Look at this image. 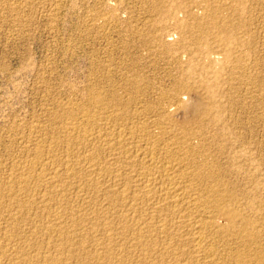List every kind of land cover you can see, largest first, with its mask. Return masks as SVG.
<instances>
[{
    "label": "rangeland",
    "instance_id": "rangeland-1",
    "mask_svg": "<svg viewBox=\"0 0 264 264\" xmlns=\"http://www.w3.org/2000/svg\"><path fill=\"white\" fill-rule=\"evenodd\" d=\"M178 102L183 106L178 107ZM147 151L155 156L150 158ZM142 153L155 158L158 172L154 167L151 173V168L146 167L150 160L146 156L142 164ZM168 167L166 176L160 170ZM142 172L158 177H153L154 182L158 180L154 186L160 184L155 186L154 198L137 194L143 186ZM54 185H61L58 189L63 192L60 194ZM161 186L182 197L187 208L160 202ZM195 198L207 202L194 206ZM210 203H214L213 207ZM223 209L229 211L231 219L226 220ZM51 210L58 212L56 219ZM127 215L130 219H125ZM65 218L75 225H69ZM59 219L65 223L59 224ZM105 220L107 224L110 221L108 226ZM129 221H135V226H130ZM159 223L170 228L156 229ZM66 226L72 230L75 227L74 232ZM150 229H156V233ZM103 231L122 240L114 242L117 245L111 242L113 248L105 242ZM141 231L153 234V242L148 239L151 243L146 241L141 247L134 244ZM75 237L77 242L83 240L78 243L80 247ZM199 238L201 246L195 249L189 241ZM0 239V264H57L54 259L59 260L58 264H83L85 259L86 264H156L157 259L158 264H238L236 254L245 252L246 264H264V0H0ZM58 241L60 246L56 245ZM120 243L125 246L120 248ZM144 245L170 250L168 256L154 259L143 252ZM124 247L130 248L125 251ZM53 248L57 254L60 251L58 255L63 251L66 257L61 255V259ZM91 250L101 255L96 258ZM107 252L117 256L106 258Z\"/></svg>",
    "mask_w": 264,
    "mask_h": 264
},
{
    "label": "bare ground",
    "instance_id": "bare-ground-1",
    "mask_svg": "<svg viewBox=\"0 0 264 264\" xmlns=\"http://www.w3.org/2000/svg\"><path fill=\"white\" fill-rule=\"evenodd\" d=\"M197 6H198V5H197ZM235 14H236V13H235ZM216 17H217V16H216ZM214 19H215V18H214ZM215 20H216V19H215ZM212 22H213V21H212ZM202 24H203V23H202ZM208 24H209V23H208ZM220 24H221V23H220ZM211 26H212V25H211ZM216 26H217V25H216ZM221 26H223V25H221ZM221 26H220V27H221ZM207 27H208V25H207ZM213 27H214V25H213ZM217 29H218V28H217ZM221 29H222V28H221ZM214 30H215V29H214ZM206 31H207V30H206ZM209 31H210V30H209ZM215 31H217V30H215ZM223 31H224V30H223ZM210 32H211V31H210ZM210 32H209V33H210ZM223 39H224V41H225V38H223ZM223 43H224V42H223ZM225 43H226V42H225ZM218 45H219V44H218ZM221 53H222V52H221ZM227 56H228V55H227ZM197 76H198V75H197ZM196 79H198V78H196ZM177 85H178V83H177ZM174 86H175V85H174ZM177 87H178V86H177ZM177 87L175 86V88L178 90V88H180V87H178V88H177ZM184 88H185V87H184ZM190 88H191V87H190ZM190 88H189V89H190ZM180 89H181V88H180ZM187 89H188V88H187ZM191 89H192V88H191ZM177 90L174 89L175 92H176ZM187 91H188V90H187ZM175 92H174V93H175ZM174 93H173V95H174ZM176 93L178 94V92H176ZM176 93H175V94H176ZM180 93H181V92H180ZM97 95H98V94H97ZM97 95H96V96H97ZM178 95H179V94H178ZM100 96H101V95H100ZM176 96H177V95H176ZM90 99H91V98H90ZM175 99H176V98H175ZM170 100H171V99H170ZM181 100H182V99H181ZM172 101H173V100H172ZM175 101H176V100H175ZM170 102H171V101H170ZM149 103H150V102H149ZM173 103H174V101H173ZM175 103H176V102H175ZM178 103H179V102H178ZM180 104H181V103L178 104V107H180V106H179ZM156 105H157V104H156ZM171 105H175V104H171ZM181 105L183 106V103H182ZM184 105L186 106V104H184ZM176 106H177V103H176ZM174 107H175V106H174ZM195 108H196V107H195ZM195 108H194V109H195ZM179 109H182V108H179ZM183 109H185V107H184ZM183 109H182V110H183ZM184 111H185V110H184ZM166 112H167V111H166ZM87 114H88V113H87ZM85 115H86V114H85ZM174 121H175V120H174ZM74 123H75V122H74ZM71 124H72V123H71ZM76 126H77V125H76ZM141 126H142V125H141ZM81 128H82V127H81ZM185 128H186V127H185ZM137 129H138V128H137ZM70 130H71V129H70ZM142 130H143V129H142ZM64 131H65V130H64ZM82 131H83V130H82ZM85 131H86V130H85ZM120 131L122 132V130H120ZM87 132H89V131H87ZM98 132H99V131H98ZM115 132H116V131H115ZM121 132H120V133H121ZM127 132H128V131H127ZM138 132H139V131H138ZM191 132H192V131H191ZM59 133H60V132H59ZM72 133H74V131H73ZM90 133H91V132H90ZM113 133H114V132H113ZM122 133H123V132H122ZM125 133H126V132H125ZM148 133H149V132H148ZM182 133H183V132H182ZM185 133H186V132H185ZM63 134H64V133H63ZM75 134H76V133H75ZM91 134H92V133H91ZM118 134H119V132H118ZM128 134H129V133H128ZM143 134H144V133H143ZM150 134H151V133H150ZM161 134H162V133H161ZM189 134H190V133H189ZM86 135H87V134H86ZM114 135H115V134H114ZM123 135H124V134H123ZM136 135H137V134H136ZM186 135H187V134H186ZM186 135H185V136H186ZM196 135H197V134H196ZM84 136H85V135H84ZM141 136H142V135H141ZM122 137H123V136H122ZM147 137H148V136H147ZM54 138H55V137H54ZM64 138H65V137H64ZM95 138H96V137H95ZM97 138H98V137H97ZM124 138H125V137H124ZM127 138H129V136H127ZM127 138H125V139L127 140ZM139 138H140V137H139ZM149 138H150V137H149ZM151 138H152V137H151ZM117 139H119V138L116 137V140H117ZM121 139H123V138H121ZM121 139H119V140L121 141ZM125 139H124V140H125ZM106 140H107V139H106ZM111 140H112V139H111ZM153 140H154V139H153ZM187 140H188V139H187ZM108 141H109V140H108ZM113 141H114V140H113ZM150 141H151V140H150ZM161 141H162V140H161ZM125 142H127V141H125ZM125 142L123 141V144H124ZM165 142H166V141H165ZM109 143H110V142H109ZM112 143H114V142H112ZM115 143H116V142H115ZM121 143H122V142H120V144H121ZM129 143H130V142H129ZM167 143H168V141H167ZM80 144H81V143H80ZM118 144H119V143H117L116 145H118ZM123 144H122V146H123ZM125 144H127V143H125ZM138 144H139V143H138ZM156 144H157V143H156ZM83 145H84V144H83ZM110 145H112V144H110ZM149 145H150V144H149ZM159 145H160V144H159ZM69 146H70V145H69ZM122 146L120 145V147H122ZM151 146H152V145H151ZM109 147H110V146H109ZM111 147H112V146H111ZM113 147H114V146H113ZM116 147H117V146H116ZM162 147H163V146H162ZM35 148H36V147H35ZM43 148H44V147H43ZM66 148H67V147H66ZM89 148H90V147H89ZM100 148H101V147H100ZM114 148H115V147H114ZM164 148H165V147H164ZM169 148H170V147H169ZM37 149H38V148H37ZM107 149H108V148H107ZM115 149H116V148H115ZM117 149H118V147H117ZM121 149H122V148H121ZM124 149H126V148H124ZM152 149H153V147H152ZM160 149H161V148H160ZM166 149H167V147H166ZM110 150H111V149H110ZM113 150H114V149H113ZM113 150H112V151H113ZM118 150H119V153H120L121 150H120V149H118ZM135 150H136V149H135ZM143 150H144V149H143ZM145 150H146V149H145ZM161 150H162V149H161ZM163 150H164V149H163ZM176 150H177V149H176ZM180 150H181V149H180ZM68 151H69V150H68ZM114 151H115V150H114ZM116 151H117V150H116ZM153 151H154V150H153ZM36 152H37V151H36ZM79 152H80V151H79ZM135 152H136V151H135ZM143 152H144V151H143ZM145 152H146V151H145ZM145 152H144V153H145ZM93 153H94V152H93ZM147 153H148V151H147ZM147 153H146V154H147ZM154 153H155V152H154ZM154 153L152 152V154H154ZM158 153H159V152H158ZM79 154H80V153H79ZM108 154H109V153H108ZM115 154H116V153H115ZM117 154H118V153H117ZM121 154H122V153H121ZM139 154H140V153H139ZM142 154H143V153H142ZM150 154H151V152H150ZM33 155H34V154H33ZM39 155H40V154H39ZM68 155H69V154H68ZM143 155H144V156H141L142 158L139 157V159L141 158V161L144 160V162H142V164H145V159H144V158H145L146 155H145V154H143ZM148 155H149V153H148ZM189 155H190V154H189ZM80 156H81V155H80ZM95 156H96V155H95ZM110 156H111V155H110ZM112 156H114V153H113ZM115 156H116V155H115ZM132 156H133V155H132ZM137 156H139V155H137ZM149 156H150V158H151L152 155H149ZM149 156H148V157L146 156V157H147V160H148ZM153 156H155V155H153ZM153 156H152V157H153ZM36 157H37V156H36ZM63 157H64V156H63ZM70 157H71V156H70ZM78 157H79V156H78ZM82 157H83V156H82ZM117 157H118V156H117ZM117 157H115V158H117ZM120 157H121V156H120ZM179 157H180V156H179ZM193 157H194V156H193ZM64 158H65V157H64ZM75 158H76V156H75ZM79 158H80V157H79ZM89 158H90V156H89ZM95 158H96V157H95ZM122 158H123V157H122ZM137 158H138V157H137ZM150 158H149V159H150ZM70 159H71V158H70ZM73 159H74V158H73ZM111 159H112V161H113L114 158H111ZM111 159H110V160H111ZM119 159H120V158H119ZM124 159H125V158H124ZM135 159H136V158H135ZM135 159H134V160H135ZM169 159H170V158H169ZM41 160H43V158H42ZM62 160H63V159H62ZM68 160H69V159H68ZM95 160H96V159H95ZM103 160H104V159H103ZM120 160H121V159H120ZM137 160H138V159H137ZM167 160H168V159H167ZM35 161H36V160H35ZM50 161H51V160H50ZM89 161H90V160H89ZM91 161H92V160H91ZM91 161H90V162H91ZM97 161L99 162L98 159H97ZM112 161H111V162H112ZM154 161H155V158H154V160L150 159L149 161L146 162V167L151 168V173H152L154 167H155V169H156V164H157V163L154 162ZM45 162H46V161H45ZM58 162H59V161H58ZM73 162H74V161H73ZM78 162H79V161H78ZM84 162H85V161H84ZM84 162H83V163H84ZM105 162H106V161H104V163H105ZM107 162H108V161H107ZM117 162H118V161H117ZM117 162H116V163H117ZM119 162H120V161H119ZM127 162H128V161H127ZM27 163H28V162H27ZM75 163H76V162H75ZM88 163H89V162H88ZM155 163H156V164H155ZM28 164H29V163H28ZM45 164H46V163H45ZM113 164H114V163H113ZM122 164H123V163H122ZM127 164H128V163H127ZM135 164H136V163H135ZM140 164H141V163H140ZM142 164H141V166H142ZM160 164H161V163H160ZM164 164H165V163H164ZM203 164H204V163H203ZM42 165H43V164H42ZM91 165H93V162H92ZM91 165L89 164V166L93 168V166H91ZM101 165H103V164H101ZM105 165H106V164H105ZM111 165H112V164H111ZM115 165H117V164H115ZM115 165H114L113 167H115ZM123 165H124V164H123ZM199 165H200V163H199ZM27 166H29V165H27ZM30 166H31V165H30ZM35 166H36V165H35ZM35 166H34V167H35ZM52 166H53V165H51V167H52ZM72 166H73V165H72ZM77 166H79V165H77ZM89 166H88V167H89ZM98 166H99V165H98ZM109 166H110V165H109ZM37 167H38V166H37ZM43 167H44V166H43ZM57 167H59V166H57ZM79 167H80V166H79ZM102 167H103V166H102ZM104 167H105V166H104ZM106 167H107V166H106ZM111 167H112V166H111ZM111 167H110V168H111ZM117 167H118V165H117ZM143 167H144V166H142V169H144ZM160 167H161V166H160ZM162 167H163V166H162ZM162 167H161V168H162ZM198 167H199V166H198ZM31 168H32V167H31ZM54 168H55V167H54ZM73 168H74V167H73ZM100 168H101V167H100ZM107 168H108V167H107ZM170 168H171V167H170ZM179 168H180V167H179ZM208 168H210V167H208ZM16 169H17V168H16ZM38 169H39V168H38ZM86 169H87V168H86ZM101 169H102V168H101ZM104 169H106V168H104ZM104 169H103V170H104ZM113 169H114V168H113ZM115 169L118 171L117 168H115ZM121 169H122V168H121ZM145 169H146V168H145ZM155 169H154V170H155ZM200 169H201V168H200ZM210 169H211V168H210ZM68 170H69V169H68ZM89 170H90V169H89ZM109 170H110V169H109ZM109 170H108L107 172H110ZM163 170H164V171H163ZM169 170H170V169H169V167H168V168H166V169L164 168V169H162V170H160V171H163V173H164V172L166 173V172H170ZM171 170H172V169H171ZM203 170H204V169H203ZM203 170H202V173L204 174L205 172H203ZM55 171H56V170H55ZM65 171H66V170H65ZM92 171H93V170H92ZM92 171H90V173H91ZM97 171H98V170H97ZM99 171H100V169H99ZM112 171H113V170H112ZM148 171H149V170H148ZM148 171L146 170L145 172H148ZM155 171H157V169H156ZM158 171H159V170H158ZM158 171H157V172H158ZM204 171H205V170H204ZM206 171H207V170H206ZM209 171H210V170H209ZM209 171H208V173H209ZM18 172H19V171H18ZM32 172H33V171H32ZM32 172H31V173H32ZM39 172H40V171H39ZM56 172H57V171H56ZM86 172H88V171H86ZM113 172H114V171H113ZM115 172H116V171H115ZM143 172H144V171H143ZM143 172H142V173H143ZM210 172L213 173L214 171H210ZM217 172H218V171H217ZM43 173H44V172H43ZM53 173H54V172H53ZM78 173H79V172H78ZM93 173H94V171H93ZM93 173H92V174H93ZM100 173H101V172H100ZM102 173H103V171H102ZM102 173H101V174H102ZM104 173H105V171H104ZM116 173H117V172H116ZM151 173H145V174L143 173V175H142L143 179L140 178L141 180H143L142 183H141V181H140V183L143 184V186H142V189L140 188L141 191L139 190V191H140V194H139V193H137V194H138V195H141V192H142V196H144L145 198H151L152 196H153L152 198H154V196H156L154 193H157V191L155 190V191H156V192H155L154 189H155V186H157L158 184L154 186V183L156 184L158 180H156V182H154L155 179L153 178V177L156 178L157 176H153V177H152V176H151ZM159 173H160V172H159ZM192 173H193V172H192ZM206 173H207V172H206ZM12 174H14V173H12ZM18 174H19V173H18ZM25 174H26V173H25ZM32 174H33V173H32ZM72 174H73V172H72ZM79 174H80V173H79ZM84 174H85V172H84ZM92 174H91V175H92ZM98 174H99V173H98ZM105 174H107V173H105ZM109 174H111V173H109ZM109 174H108V175H109ZM114 174H115V173H114ZM166 174H167V173H166ZM169 174H170V173H169ZM197 174H198V173H197ZM22 175H23V174H22ZM22 175H20V176H22ZM89 175H90V174H89ZM93 175H94V174H93ZM118 175L120 176L119 172H118ZM121 175H122V174H121ZM138 175H140V174H138ZM153 175H154V174H153ZM161 175H162V174H161ZM191 175H192V174H191ZM200 175H201V173H200ZM50 176H51V175H50ZM53 176H54V175H53ZM67 176H68V175H67ZM81 176H82V175H81ZM84 176H85V175H84ZM97 176H98V175H97ZM99 176H100V175H99ZM99 176H98V177H99ZM110 176H111V175H110ZM136 176H137V175H136ZM163 176H164V175H163ZM166 176H169V175L167 174ZM171 176H172V175H171ZM173 176H174V175H173ZM205 176H207V175H205ZM209 176L211 177V175H209ZM212 176H213V175H212ZM215 176H216V175H214V177H215ZM15 177H16V176H15ZM15 177H14V178H15ZM23 177H25V176H23ZM37 177H38V176H37ZM56 177H57V176H56ZM56 177H55V178H56ZM71 177H73V176H71ZM74 177H75V176H74ZM88 177H89V176H88ZM88 177H85V178L88 179ZM90 177H91V176H90ZM92 177H93V176H92ZM95 177H96V176H95ZM105 177H106V176H105ZM115 177L118 178L117 176H115ZM126 177H127V176H126ZM128 177H129V176H128ZM140 177H141V175H140ZM160 177H161V176H160ZM164 177H165V176H164ZM201 177H203V176H201ZM201 177H199V178H201ZM19 178H20V177H19ZM112 178H113V177H112ZM119 178H121V177H119ZM132 178H133V177H132ZM157 178H158V177H157ZM22 179L24 180V178H22ZM25 179H27V178L25 177ZM76 179H77V178H76ZM83 179H84V178H83ZM90 179H91V178H90ZM93 179H94V178H93ZM123 179H124V178H123ZM129 179H130V178H129ZM166 179H168V178H166ZM166 179H165V180H166ZM194 179H195V178H194ZM205 179H206V178H205ZM207 179H208V177H207ZM216 179H217V178H216ZM41 180H42V179H41ZM51 180H52V179H51ZM64 180H65V179H64ZM70 180H71V178H70ZM98 180H99V179L96 180V183H97ZM120 180H121V179H120ZM138 180H139V179H138ZM163 180H164V179H163ZM165 180H164V181H165ZM202 180H203V179H202ZM209 180H211V179H209ZM212 180H213V179H212ZM214 180H215V179H214ZM8 181H9V180H8ZM84 181H85V180H84ZM87 181H88V180H87ZM103 181H104V180H103ZM122 181H123V180H122ZM166 181H167V180H166ZM197 181H198V180H197ZM23 182H24V181H23ZM45 182H46V181H45ZM90 182H91V180H90ZM93 182H94V180H93ZM98 182H99V181H98ZM117 182H118V181H117ZM124 182H125V181H124ZM127 182H128V181H127ZM209 182H210V181H209ZM24 183H25V182H24ZM26 183H27V182H26ZM28 183H29V182H28ZM88 183H89V182H88ZM96 183H95V184H96ZM104 183H105V182H104ZM111 183H112V182H111ZM131 183H132V182H130V184H131ZM160 183H161V182H160ZM165 183H167V182H165ZM165 183L162 182L161 184H165ZM193 183H194V181H193ZM52 184H53V183H52ZM55 184H56V183H55ZM71 184H72V183H71ZM90 184H91V183H90ZM117 184H118V183H117ZM175 184H176V183H175ZM177 184H178V183H177ZM177 184H176V185H177ZM195 184H196V183H195ZM49 185H50V184H49ZM49 185H48V186H49ZM91 185H92V184H91ZM93 185H94V184H93ZM101 185H102V184H100V186H101ZM109 185H110V184H109ZM127 185H128V184H127ZM165 185H166V184H165ZM168 185H169V184H168ZM172 185H173V184H172ZM172 185H171V186H172ZM176 185H175V186H176ZM191 185H192V184H191ZM212 185H213V184H212ZM12 186H13V185H12ZM19 186H20V185H19ZM31 186H32V185H31ZM40 186H41V185H40ZM50 186H51V185H50ZM52 186H53V185H52ZM54 186H56V188L58 189L61 185H59V187H57V185H54ZM98 186H99V185H98ZM102 186H103V185H102ZM115 186H116V185H115ZM159 186H160V184L157 186V188H158ZM205 186H206V185H205ZM16 187H17V186H16ZM29 187H30V186H29ZM94 187H97V185H96V186L94 185ZM94 187L92 186V189H93ZM117 187H118V186H117ZM125 187H126V186H125ZM162 187H163V186H161L160 189H161ZM192 187H193V186H192ZM195 187H196V186H195ZM220 187H221V186H220ZM10 188H11V187H10ZM17 188H18V187H17ZM17 188H16V189H17ZM24 188H25V187H24ZM50 188L52 189V187H50ZM61 188H62V187H61ZM71 188H72V187H71ZM86 188H87V187H86ZM109 188H110V187H109ZM109 188H108V189H109ZM112 188H113V187H112ZM122 188H123V187H122ZM126 188H127V187H126ZM163 188H165V187H163ZM167 188H168V186H167ZM169 188H170V187H169ZM189 188H190V186H189ZM6 189H7V188H6ZM20 189H21V188H20ZM44 189H45V188H44ZM57 189H55V190H57ZM62 189H63V188H62ZM89 189H90V188H89ZM89 189H88V190H89ZM94 189H95V188H94ZM110 189H111V188H110ZM134 189H135V188H134ZM160 189H159V190H160ZM183 189L185 190V188H183ZM194 189H195V188H194ZM17 190H18V189H17ZM39 190H40V189H39ZM46 190H47V188H46ZM55 190H54V193H53L52 195L55 194ZM63 190H64V189H63ZM105 190H106V189H105ZM111 190H112V189H111ZM115 190H117V188H116ZM120 190H121V189H120ZM184 190H183V191H184ZM187 190H188V189H187ZM14 191H15V190H14ZM29 191H30V190H29ZM50 191H52V190H50ZM58 191H59V189H58ZM60 191H61V190H60ZM60 191H59V193H60ZM109 191H110V190H109ZM113 191H114V189H113ZM117 191H119V190H117ZM127 191H128V193H129V190H127ZM136 191H137V190H136ZM162 191H163V193H162ZM169 191H170V190H169ZM169 191H167V190H165V189H161V194H162V195H161L160 197H159L160 194L157 196V198L159 197L158 199H160V200H159L160 202H161V201H162V202L164 201L165 203L171 205L172 207H176V208H177V207H179V208H183V209H184V208H187V206H188L187 204H188V203H185V201L183 200L182 197L179 198L180 196L175 195V192L172 193L173 190L170 191V192H169ZM194 191H195V190H194ZM213 191H214V190H213ZM33 192H35V191H33ZM33 192H32V193H33ZM37 192H38V191H37ZM56 192H57V191H56ZM62 192H63V191H61V193H62ZM99 192H100V191H99ZM122 192L124 193V191H122ZM137 192H138V191H137ZM18 193H19V192H18ZM20 193H21V192H20ZM47 193H49V191H48ZM47 193H46V194H47ZM51 193H52V192H51ZM61 193H60V194H61ZM85 193H86V192H85ZM106 193H107V192H106ZM113 193H114V192H113ZM117 193H118V192H117ZM189 193H190V192H189ZM200 193H201V192H200ZM206 193H207V192H206ZM22 194H23V193H22ZM36 194H37V193H36ZM44 194H45V193H44ZM57 194H58V192H57ZM64 194H65V193H64ZM67 194H68V193H67ZM99 194H101V192H100ZM107 194H108V193H107ZM111 194H112V192H111ZM131 194H132V193H131ZM209 194H210V193H209ZM47 195H50V193L47 194ZM70 195H71V194H70ZM72 195H73V193H72ZM90 195H91V194H90ZM95 195H96V194H95ZM109 195H110V194H109ZM121 195H122V194H120V196H121ZM123 195H124V194H123ZM138 195H137V196H138ZM182 195H183V193H182ZM222 195H223V194H222ZM26 196H27V195H26ZM38 196H39V195H38ZM55 196H56V195H55ZM62 196H63V195H62ZM103 196H104V195H103ZM103 196H102V197H103ZM107 196H108V195H107ZM107 196H106V197H107ZM113 196H114V195H113ZM126 196H127V194H126ZM126 196L124 195L123 197H126ZM135 196H136V195H135ZM135 196H134V197H135ZM183 196H185V195H183ZM187 196H188V195H187ZM202 196H203V195H202ZM217 196H219V195H217ZM23 197H24V196H23ZM27 197H29V195H28ZM70 197H71V196H70ZM95 197H96V196H95ZM99 197H100V196H99ZM109 197H111V196H109ZM140 197H141V196H140ZM191 197H192V196H191ZM193 197H194V196H193ZM195 197H196V196H195ZM210 197H211V196H209V198H210ZM219 197H220V196H219ZM223 197H224V196H223ZM231 197H232V196H231ZM29 198H30V197H29ZM37 198H38V197H37ZM43 198H44V197H43ZM43 198H42V199H43ZM111 198H112V197H111ZM114 198H115V197H114ZM135 198H136V197H135ZM138 198H139V196H138ZM142 198H143V197H141V199H142ZM188 198H189V197H188ZM188 198H187V199H188ZM200 198H201V197H200ZM202 198H203V197H202ZM202 198H201V199H202ZM211 198H212V197H211ZM215 198H217V197H215ZM224 198H225V197H224ZM233 198H234V197H233ZM15 199H16V198H15ZM21 199H22V198H21ZM25 199H26V198H25ZM45 199H46V198H45ZM59 199H60V198H59ZM63 199H64V198H63ZM115 199H117V197H116ZM115 199H114V200H115ZM118 199H119V197H118ZM123 199H124V198H123ZM125 199H127V198H125ZM143 199H144V198H143ZM185 199H186V198H185ZM192 199H193V198H192ZM220 199H221V201H222L223 198L221 197ZM220 199L218 198V200H220ZM10 200H11V199H10ZM16 200H17V199H16ZM23 200H24V199H23ZM37 200H38V199H37ZM53 200H54V199H53ZM61 200H62V199H61ZM66 200H67V199H66ZM73 200H74V199H73ZM79 200H80V199H79ZM107 200H108V198H107ZM111 200H112V199H111ZM120 200H121V199H120ZM120 200H119V203L122 204L123 202H120ZM146 200H147V199H146ZM149 200L152 201V199H148V201H149ZM153 200H155V199H153ZM203 200L205 201V199H203ZM213 200H214V199H213ZM213 200H211V201H213ZM218 200H215L214 202H217ZM223 200H224V202L227 203V201H225V199H223ZM24 201H25V200H24ZM47 201H48V200H47ZM47 201H46V202H47ZM67 201H68V200H67ZM67 201H63V203H64V202H67ZM89 201H90V200H89ZM91 201H92V200H91ZM125 201H126V200H125ZM132 201H133V200H132ZM159 201L157 202L158 205H159V203H160ZM187 201H189V200H187ZM204 201H201L200 199H198V198L196 199V198H195V200H193V205H194V206L196 205V206L200 207L201 202L203 203ZM209 201H210V200H209ZM211 201H210V202H211ZM25 202H26V201H25ZM25 202H24V203H25ZM27 202H28V201H27ZM50 202H51V201H50ZM57 202H58V201H57ZM59 202H60V201H59ZM85 202H86V200H85ZM98 202H99V201H98ZM107 202H108V201H107ZM112 202H113V200H112ZM112 202H111V203H112ZM128 202H129V201H128ZM138 202H140V201H138ZM205 202H207V201H205ZM89 203H90V202H89ZM94 203H96V202H94ZM114 203H116V201H114ZM119 203H118V204H119ZM124 203L126 204V202H124ZM208 203H209V202H208ZM211 203H212V202H211ZM211 203H210L211 206L214 205V203H213V204H211ZM22 204H23V203H22ZM29 204H30V203H29ZM34 204H35V203H34ZM59 204H60V203H59ZM73 204H74V203H73ZM82 204H83V203H82ZM87 204H88V202H87ZM96 204H97V203H96ZM96 204H95V205H96ZM98 204H99V203H98ZM107 204H108V203H107ZM118 204H116V205H118ZM152 204H153V202H152ZM204 204H205V203H204ZM8 205H9V204H8ZM13 205H14V204H13ZM39 205H40V204H39ZM43 205H44V204H43ZM49 205H50V204H49ZM55 205H56V204H55ZM57 205H58V204H57ZM61 205H62V204H61ZM77 205H78V203H77ZM79 205H80V203H79ZM95 205H94V207H95ZM113 205H114V204H113ZM113 205H112V206H113ZM154 205H155V204H154ZM158 205H157V206H158ZM160 205H161V204H160ZM162 205H164V204H162ZM162 205H161V206H162ZM169 205H168V206H169ZM224 205H225V204H224ZM4 206H5V205H4ZM9 206H10V205H9ZM51 206H52V205H51ZM75 206H76V205H75ZM92 206H93V205H92ZM92 206H91V207H92ZM96 206H97V205H96ZM106 206H107V205H106ZM114 206H115V205H114ZM120 206H121V205H120ZM149 206H150V205H149ZM151 206H152V205H151ZM165 206H166V204H165ZM165 206H164V207H165ZM201 206H202V205H201ZM206 206H207V204H206ZM215 206H216V205H215ZM215 206H214V208H215ZM25 207H26V206H25ZM42 207H43V206H42ZM47 207H48V206H47ZM54 207L56 208L57 206H54ZM69 207H70V206H69ZM69 207H68V208H69ZM71 207H72V205H71ZM71 207H70V208H71ZM73 207H74V205H73ZM97 207H98V206H97ZM100 207H101V206H100ZM108 207H110V206H107V208H108ZM115 207H116V206H115ZM122 207H123V206H122ZM127 207L129 208V206H127ZM137 207H138V206H137ZM159 207H160V206H159ZM212 207H213V206H212ZM221 207H222V206H221ZM225 207H226V206H225ZM19 208H20V207H19ZM27 208H28V207H27ZM35 208H36V207H35ZM38 208H39V207H38ZM95 208H96V207H95ZM101 208L103 209V207H101ZM113 208H114V207H113ZM116 208H117V207H116ZM125 208H126V207H125ZM130 208L132 209V207H130ZM154 208L156 209V205H155ZM160 208H161V207H160ZM166 208H167V207H166ZM202 208H203V207H202ZM202 208H201V209H202ZM2 209H3V208H2ZM31 209H32V208H31ZM39 209H40V208H39ZM43 209H44V208H43ZM47 209H48V208H47ZM50 209H52V208H50ZM56 209H57V208H56ZM56 209H54V210H55V211H58V210L61 211V210H63V209H61V210H60V209L56 210ZM66 209H67V208H66ZM97 209H98V208H97ZM97 209H96V210H97ZM122 209H124V208H122ZM122 209H121V210H122ZM155 209H154V210H155ZM161 209H163V207H162ZM170 209H171V208H169V210H170ZM183 209H182V211H183ZM203 209H204V208H203ZM24 210H25V209H24ZM26 210H27V209H26ZM32 210H33V209H32ZM52 210H53V209H52ZM52 210L50 211V214H51V212H52V215H53L54 217L56 216V217H55V219H56V218H57V213H58V212L55 214V213H53L54 210H53V211H52ZM74 210H76L75 207H74ZM105 210H106V209H105ZM105 210H104V211H105ZM108 210H109V209H108ZM125 210H126V209H125ZM152 210H153V209H152ZM152 210H151V211H152ZM154 210H153V211H154ZM156 210H159V209L157 208ZM156 210H155V213H156ZM169 210H168V211H169ZM178 210H179V209H178ZM186 210H188V209H186ZM215 210H216V208H215ZM219 210H220V209H219ZM223 210H224V211H223L224 216L227 217L226 220L231 219L232 216L228 213L229 211L227 212V210H225V209H223ZM29 211H30V210H29ZM72 211H73V208H72ZM102 211H103V210H102ZM168 211H167V213H169ZM172 211H173V210H172ZM176 211H177V210H176ZM182 211H181V212H182ZM184 211H185V210H184ZM184 211H183V212H184ZM188 211H189V210H188ZM216 211H217V210H216ZM66 212H67V210H66ZM107 212H109V211H107ZM120 212H121V211H120ZM158 212H159V211H158ZM158 212H157V213H158ZM161 212H162V210H161ZM161 212H160V214H159V213H158V214L161 215ZM186 212H187V211H186ZM202 212H203V211H202ZM214 212H215V211H214ZM41 213H42V212H41ZM70 213H71V212H70ZM72 213H73V212H72ZM78 213H79V212H78ZM100 213H101V212H100ZM115 213H116V212H115ZM130 213H131V212H130ZM167 213H165V214L167 215ZM188 213H189V212H188ZM196 213H197V212H196ZM198 213H199V212H198ZM204 213H206V212H204ZM47 214H48V213H47ZM47 214H46V215H47ZM74 214H75V213H74ZM84 214H85V213H84ZM111 214H112V213H111ZM113 214H114V213H113ZM113 214H112V216H113ZM117 214H119L118 211H117ZM117 214H116V216H117ZM177 214H179V213H177ZM182 214H183V213H182ZM219 214H220V213H219ZM18 215H19V214H18ZM40 215H41V214H40ZM40 215H39V216H40ZM46 215H45V216H46ZM59 215H60V214H58V216H59ZM102 215L105 216V214H103V212H102ZM109 215H110V214H109ZM131 215H132V214H131ZM138 215H139V214H138ZM213 215H214V214H213ZM48 216H49V215H47V217H48ZM79 216H80V215H79ZM85 216H86V215H85ZM97 216H99V215L97 214L96 217H97ZM110 216H111V215H110ZM114 216H115V215H114ZM114 216H113V217H114ZM120 216H122L121 213H120ZM124 216H126V215L124 214ZM146 216H147V215H146ZM148 216H149V215H148ZM171 216H172V214H171ZM173 216H174V215H173ZM198 216H200V215H198ZM211 216H212V215H211ZM233 216H234V215H233ZM19 217H20V216H19ZM40 217H41V216H40ZM59 217H62V216H59ZM76 217H77V216H76ZM113 217H112V219H113ZM186 217H187V216H186ZM241 217H242V216H241ZM62 218H63V217H62ZM70 218L73 219L74 217H70ZM80 218H81V217H80ZM87 218H88V217H87ZM99 218H100V216H99ZM99 218H98V221H99ZM101 218H103V217L101 216ZM101 218H100V219H101ZM107 218H109V217H107ZM107 218H106V219H107ZM110 218H111V217H110ZM110 218H109V219H110ZM114 218H115V217H114ZM122 218L124 219V217H122ZM122 218H121L120 220H122ZM127 218H128V215H127V217H126L125 219H127ZM137 218H138V217H137ZM137 218H136V219H137ZM172 218H173V217H172ZM174 218H175V216H174ZM176 218H177V216H176ZM176 218H175V219H176ZM178 218H179V217H178ZM192 218H193V216H192ZM43 219H45V218H43ZM52 219H53V217H52ZM63 219H64V218H63ZM65 219H66V218H65ZM74 219H76V218H74ZM81 219H82V218H81ZM93 219H96V218H93ZM115 219H116V218H115ZM115 219H113V220H115ZM128 219H130V218H128ZM131 219H132V218H131ZM151 219H154V218L152 217ZM166 219H168V217H167V218H164L163 220H166ZM170 219H171V218H170ZM170 219H169V220H170ZM186 219H188V217H187ZM193 219H194V218H193ZM213 219H214V218H213ZM241 219H242V218H241ZM46 220H47V219H46ZM46 220H45V222H47ZM50 220H51V215H50V219H49V224L51 223ZM66 220L69 221L68 218H67ZM83 220H84V216H83ZM85 220H86V219H85ZM90 220H91V219H90ZM90 220H89V222H90ZM107 220H108V219H107ZM120 220H119L118 223H120ZM158 220H159V219H158ZM169 220H168V221H169ZM182 220H183V219H182ZM189 220H190V219H189ZM211 220H212V219H211ZM53 221H54V219H53ZM53 221H52V222H53ZM57 221H58V220H57ZM60 221H61V223H63V222H62V219H61V220L59 219V221H58L59 224H60ZM64 221H65V220H64ZM77 221H80V220L78 219ZM138 221L140 222V219H139ZM138 221H136V222H138ZM142 221H143V220H142ZM33 222H34V221H33ZM33 222H32V223H33ZM41 222H42V220H41ZM55 222H56V221H55ZM58 222H57V223H58ZM70 222H71L72 224L74 223V221H73V222H72V221H69L68 224H69ZM84 222H85V221H84ZM91 222H92V221H91ZM93 222H94V220H93ZM105 222H106V223H105ZM105 222H104V223L107 224V221H106V220H105ZM113 222H114V221H113ZM139 222H138V223H139ZM157 222H158V221H157ZM159 222H160V223H161V222L163 223V221H159ZM169 222L171 223V220H170ZM169 222H168V223H169ZM211 222H212V221H211ZM211 222H209V223H211ZM47 223H48V222H47ZM64 223H65V222H64ZM64 223H63V224H64ZM66 223H67V222H66ZM75 223H76V222H75ZM77 223H78V225H79V222H77ZM81 223H82V222L80 221V224H81ZM98 223H100V222H97V224H98ZM109 223H110V221L108 222V224H109ZM121 223H122V222H121ZM129 223H130V226H135V224H136L135 221H134V222H132V221L130 222V221H129ZM129 223H128V225H129ZM147 223H148V222H147ZM160 223H159V224H160ZM170 223H169V225H170ZM194 223H195V222H194ZM194 223H193V224H194ZM204 223H205V222H204ZM248 223H249V222H248ZM45 224H46V223H45ZM45 224H44V225H45ZM49 224H48V225H49ZM51 224H52V223H51ZM51 224H50V225H51ZM82 224H83V223H82ZM89 224H92V223H89ZM100 224H101V223H100ZM108 224H107V226H108ZM144 224H145V223H144ZM156 224H157V223H156ZM156 224H153V227H154V225H156ZM187 224H188V223H187ZM187 224H186V225H187ZM190 224H191V223H190ZM206 224H207V223H206ZM258 224H259V223H258ZM48 225H46V226H48ZM55 225H56V224H55ZM61 225H62V224H61ZM69 225H70V224H69ZM73 225H75V224H73ZM78 225H77V226H78ZM110 225H111V224H110ZM112 225H114V224H112ZM116 225H117V224H116ZM126 225H127V224H126ZM172 225H173V224H172ZM179 225H180V224H179ZM184 225H185V224H184ZM210 225H211V224H210ZM212 225H214V224L212 223ZM245 225H246V224H245ZM245 225H244V226H245ZM247 225H250V223L247 224ZM259 225H260V224H259ZM35 226H36V225H35ZM37 226H39V225H37ZM41 226H42V225H41ZM46 226H45V227H46ZM53 226H54V225H53ZM58 226H59V225H58ZM63 226H65V225H63ZM63 226H62V227H63ZM77 226H76V227H77ZM80 226H81V225H80ZM88 226H89V225H88ZM91 226H92V225H91ZM93 226H94V223H93ZM99 226H100V225H99ZM103 226H104V224H103ZM119 226H121V225L119 224ZM136 226H139V225H136ZM141 226H142V225H141ZM147 226H148V225H147ZM181 226H182V225H181ZM187 226H188V225H187ZM190 226H194V225H190ZM244 226H243V227H244ZM250 226H251V225H250ZM257 226H258V225H257ZM43 227H44V226H43ZM51 227H52V225H51ZM66 227H68L69 229L71 228V226H66ZM100 227H101V226H100ZM100 227L98 228L99 231H100L101 228H103V227H101V228H100ZM114 227H115V226H114ZM116 227H117V226H116ZM126 227H127V226H126ZM128 227H129V226H128ZM144 227H145V225H144ZM153 227H152V228H153ZM168 227H169L168 224H165V223H164V224H160V225L156 226L155 228H156V229H161V230H163V229H167ZM172 227H173V226H172ZM175 227H176V226H175ZM200 227H201V226H200ZM210 227H211V226H210ZM214 227H215V226H214ZM217 227H218V226H217ZM53 228H54V227H53ZM56 228H57V231H59V230H58L59 227H57V225H56ZM72 228H74V229H73V230L70 229V230H72V232H74L75 227H72ZM77 228H78V227H77ZM111 228H112V227H111ZM121 228H122V232H123L125 226H124V228H123V226H122ZM129 228H130V227H129ZM131 228H132V227H131ZM134 228H135V227H134ZM169 228H170V227H169ZM169 228H168V229H169ZM218 228H219V227H218ZM218 228H217V229H218ZM247 228H249V227H247ZM34 229H38V228H34ZM39 229H40V228H39ZM41 229H43V228H41ZM44 229H45V228H44ZM46 229H47V228H46ZM59 229H60V228H59ZM78 229H79V228H78ZM92 229H93V228H92ZM106 229H107V227H106ZM112 229H113V228H112ZM119 229H120V228H119ZM141 229H143V228L141 227ZM156 229H153V230H156ZM188 229H189V228H188ZM243 229H244V228H243ZM258 229H259V228H258ZM12 230H13V229H12ZM49 230H51V229H49ZM55 230H56V229H55ZM55 230L53 229V231H55ZM61 230H62V228H61ZM64 230H65V229H64V227H63V232H64ZM70 230H67V232L70 231ZM81 230H82V229H81ZM89 230H90V229H89ZM93 230H94V229H93ZM96 230H97V229H96ZM126 230H128V229L126 228ZM131 230H132V229H131ZM138 230H139V229H138ZM150 230H151V229H150ZM153 230H151V231L156 233V231H153ZM170 230H171V229H170ZM170 230H168V231H170ZM172 230H173V229H172ZM190 230H191V229H190ZM235 230H236V229H235ZM250 230H251V229H250ZM44 231H45V230H44ZM51 231H52V230H51ZM78 231H80V230H78ZM87 231H88V230H87ZM97 231H98V230H97ZM97 231H96V232H97ZM110 231H111V230H110ZM112 231H113V230H112ZM117 231H118V227H117ZM136 231H137V230H136ZM147 231H148V230H147ZM159 231H160V230H159ZM175 231H176V229H175ZM175 231H174V233H177V232H175ZM199 231H201V230H199ZM210 231H211V230H210ZM217 231H218V230H217ZM219 231H220V230H219ZM221 231H222V230H221ZM260 231H261V230H260ZM40 232H41V231H40ZM45 232H48V231H45ZM65 232H66V231H65ZM70 232H71V231H70ZM96 232H95V234H96ZM100 232H101V231H100ZM100 232H99V233H100ZM103 232L105 233L106 231H103ZM103 232H102V233H103ZM118 232L120 233V230H119ZM118 232H117V233H118ZM122 232H121V233H122ZM127 232H128V231H127ZM130 232H131V231H130ZM132 232H134V230H132ZM145 232H146V231H145ZM162 232H163V231H162ZM165 232H166V231H165ZM193 232H194V231H193ZM211 232H212V231H211ZM213 232H214V231H213ZM17 233H18V232H17ZM41 233H42V232H41ZM49 233H50V232H49ZM55 233H56V232H55ZM59 233H60V232H59ZM86 233H88V232H86ZM86 233H85V235H86ZM90 233H91V231H90ZM113 233H116V232H113ZM119 233H118V234H119ZM128 233H129V232H128ZM141 233H142V231H141ZM166 233H168V232H166ZM172 233H173V232H172ZM199 233H200V232H199ZM209 233H210V232H209ZM10 234H11V233H10ZM13 234H14V233H13ZM43 234H44V233H43ZM46 234H48V233H46ZM51 234H52V233H51ZM53 234H54V233H53ZM57 234H58V233H57ZM65 234L67 235V233H65ZM65 234L62 235V237H61V235H60V237L63 238V236H66ZM68 234H69V233H68ZM72 234H73V233H72ZM74 234H75V233H74ZM74 234H73V235H74ZM92 234H94V233H92ZM118 234H117V235H118ZM125 234H126V233H125ZM157 234H159V233H157ZM177 234H178V233H177ZM192 234H193V233H192ZM196 234H197V233H196ZM212 234H213V233H212ZM245 234H246V233H245ZM75 235H76V234H75ZM88 235H89V234H88ZM100 235H102V234L100 233ZM103 235H104V238H105V239H104V238H103V239L105 240L106 243L108 242V244L111 243V242H112V243H114V242H116V241L118 242L119 238L121 239V237L118 236L119 238H118V240H117V238H116L117 236H115L114 234H112V232H110V233H105V234H103ZM119 235H121V234H119ZM122 235H123V234H122ZM122 235H121V236H122ZM127 235H128V234H127ZM129 235H130V234H129ZM134 235H136L135 237H137V233L134 234ZM179 235H180V234H179ZM198 235H200V234H198ZM202 235H203V234H202ZM209 235H210V234H209ZM46 236H47V235H46ZM48 236H49V235H48ZM54 236H55V235H54ZM56 236H57V235H56ZM56 236H55V237H56ZM68 236H69V235H68ZM70 236H71V234H70ZM89 236H90V235H89ZM89 236H88V237H89ZM97 236H98V235H97ZM123 236H124V235H123ZM151 236H153V234L146 232V233H142V234H140L137 238H135V240L133 239L134 241H133V240H131V241H133L134 244H136V245H138L139 247H141L146 241H149V240H150ZM167 236H168V235H167ZM247 236H248V235H247ZM249 236H250V235H249ZM249 236H248V237H249ZM50 237H51V236H50ZM57 237H58V236H57ZM73 237H74V236H73ZM92 237L94 238V241H96L95 236L92 235ZM92 237H91V238H92ZM101 237H102V236H101ZM124 237H125V236H124ZM133 237H134V236H133ZM181 237H182V236H181ZM201 237H202V236H201ZM51 238H52V237H51ZM61 238H60V239H61ZM66 238H67V237H66ZM77 238H78V237H77ZM122 238H123V237H122ZM130 238H131V236H130ZM155 238H156V237H155ZM163 238H164V237H163ZM163 238H162V239H163ZM170 238H171V237H170ZM170 238H169V239H170ZM173 238H175V236H174ZM178 238H180V237H178ZM178 238H177V239H178ZM183 238H185V237H183ZM192 238H193V237H192ZM196 238H197V237H196ZM250 238H251V236H250ZM250 238H248V239H250ZM48 239H49V238H48ZM48 239H47V240H48ZM56 239H58V238H56ZM64 239H65V237H64ZM72 239H73V238H72ZM84 239H85V238H84ZM101 239H102V238H101ZM148 239H149V240H148ZM187 239H188V238H187ZM252 239H253V238H252ZM0 240H1V239H0ZM8 240H9V239H8ZM24 240H26V238H25ZM35 240H36V239H35ZM50 240H51V239H50ZM53 240H54V239H53ZM53 240H52V242H53ZM65 240L68 241L69 239H65ZM65 240H64V242H67V241H65ZM74 240H75V241L77 240L76 237H75ZM74 240H73V241H74ZM79 240H80V239H79ZM87 240H88V239H87ZM99 240H100V239H99ZM104 240H101V241H104ZM121 240H122V239H121ZM124 240H125V239H124ZM158 240H159V239H158ZM212 240H213V239H212ZM11 241H12V240H11ZM56 241H57V240H56ZM59 241H60V240H59ZM59 241L57 242L56 245H58ZM62 241H63V240H62ZM62 241H61V242H62ZM73 241L71 240V241H69V242H71V244L74 245V244L72 243ZM81 241H83V240L81 239ZM81 241H79V242L76 241V242H77V244H78V243H80ZM91 241H93V240H91ZM101 241H100V242H101ZM150 241H151V240H150ZM150 241H149V242H150ZM172 241H173V240H172ZM249 241L251 242V241H256V240H249ZM18 242H19V241H18ZM64 242H63V243H64ZM123 242H124V241H123ZM127 242H128V241H127ZM133 242H131V243L133 244ZM149 242H148V244H150V243L153 242V241H151L150 243H149ZM174 242H175V241H174ZM180 242H181V241H180ZM185 242H186V241H185ZM185 242H184V243H185ZM189 242H190V243L192 242L193 248L195 247V249H196V247L199 248V245L201 244L202 239H200V238H199V239H192V241H189ZM7 243H8V242H7ZM63 243H62V244H63ZM67 243H68V242H67ZM67 243H66V244H67ZM74 243H75V242H74ZM88 243H89V242H88ZM96 243H97V242H96ZM101 243H102V242H101ZM112 243H111V244H112ZM146 243H147V242H146ZM170 243H171V242H170ZM207 243H208V242H207ZM247 243H248V242H247ZM37 244H38V243H37ZM52 244H53V243H52ZM62 244H61V245H62ZM66 244H65V245H66ZM83 244H84V242H83ZM91 244H92V243H91ZM104 244H105V243H104ZM108 244H107V245H108ZM114 244H116V243H114ZM118 244H119V243H118ZM124 244H126V241L124 242ZM128 244H129V243H128ZM134 244H133V245H134ZM141 244H142V245H141ZM175 244H176V243H175ZM175 244H174V245H175ZM178 244H179V242H178ZM253 244H254V243H253ZM257 244H258V243H257ZM4 245H5V244H4ZM4 245H3V246H4ZM29 245H30V244H29ZM31 245H32V244H31ZM48 245H49V244H48ZM53 245H55V243H54ZM53 245H51V246H53ZM65 245H64V247H62V246H61V247L64 249V248H65ZM78 245H79V244H78ZM78 245H77V247H78ZM92 245H94V242H93ZM92 245H91V246H92ZM95 245H96V244H95ZM98 245H99V241H98ZM109 245H110V244H109ZM116 245H117V244H116ZM116 245H115V246H116ZM120 245H121V243H120ZM122 245H123V244H122ZM122 245L119 246V247L121 248ZM133 245H132V246H133ZM140 245H141V246H140ZM152 245H153V244H152ZM157 245H158V244H157ZM157 245H156V246H157ZM163 245H164V244H163ZM38 246H39V245H38ZM51 246H50V247H51ZM58 246H60V244H59ZM58 246H56L55 248H58ZM85 246H86V245H85ZM112 246H113V244H112ZM112 246H111V249H112ZM123 246H125V245H123ZM127 246H128V245H127ZM130 246H131V244H130ZM144 246H145V245H144ZM153 246H155V245H153ZM153 246H147V247L145 246V247H144V251L141 250L140 253H142V251H143L144 253H146V254H148V255H150V256H153L154 259H156V258H159V257L161 258V256H163L164 254L167 255L168 250H170V249H168V250H163V248H164L165 246H164L162 249H160L159 246H158L159 249L155 248L156 246H155V247H153ZM171 246H172V244H171ZM182 246H183V245H182ZM200 246H201V245H200ZM206 246H207V244H206ZM212 246H213V245H212ZM247 246H248V245H247ZM252 246H253V245H252ZM255 246H256V245H255ZM6 247H7V246H6ZM53 247H54V246H53ZM67 247H68V246H67ZM71 247H72V246H71ZM79 247H80V245H79ZM83 247H84V246H83ZM102 247H103V245H102ZM104 247H105V245H104ZM104 247H103V248H104ZM108 247H110V246H108ZM166 247H167V246H166ZM178 247H179V245L177 246V248H178ZM242 247H243V246H242ZM249 247H250V246H249ZM0 248H1V247H0ZM46 248H47V247H46ZM55 248H53V249H54L53 252H55V251L57 250V249L55 250ZM72 248H73V247H72ZM81 248H82V247H81ZM81 248H80V250H81ZM85 248H86V247H85ZM90 248H91V247H90ZM96 248H97V245H96ZM98 248H99V247H98ZM103 248H102V249H103ZM105 248H107V247H105ZM113 248H114V246H113ZM117 248H118V246H117ZM117 248H116V249H117ZM127 248H130V247H127ZM127 248L124 247L125 251H127V250H126ZM135 248H136V246H135ZM167 248H168V247H167ZM170 248H171V247H170ZM173 248H175V247H173ZM212 248H213V247H212ZM4 249H5V248H4ZM37 249H38V248H37ZM40 249H41V248H40ZM60 249H61V248H60ZM68 249H69V248H68ZM77 249H78V248H77ZM77 249H75V251H76ZM83 249H84V248H83ZM94 249H95V248H94ZM102 249H100V250H102ZM107 249H110V248H107ZM141 249H143V247H142ZM171 249H172V248H171ZM200 249H201V248H200ZM1 250L3 251V249H1ZM1 250H0V251H1ZM5 250H8V247H7ZM30 250H31V249H30ZM41 250H42V249H41ZM51 250H52V249H51ZM58 250H59V249H58ZM61 250H62V249H61ZM65 250H67V249H65ZM70 250H71V248H70ZM87 250H89V249H87ZM95 250H96V249H95ZM105 250H106V249H105ZM105 250H104V251H105ZM119 250H120V249H119ZM134 250H135V249H134ZM178 250H179V249H178ZM2 251H1V253H2ZM72 251H73V250H72ZM78 251H79V250H78ZM78 251H77V252H78ZM82 251H83V250H82ZM82 251H81V252H82ZM89 251H90V250H89ZM89 251H88V253H89ZM91 251H92V250H91ZM96 251H97V250H96ZM96 251H95V252H96ZM108 251H109V250H108ZM114 251H115V250H114ZM117 251H118V250H116L115 252H117ZM130 251H131V250H130ZM135 251H136V250H135ZM139 251H140V250H139ZM172 251H173V250H172ZM175 251H176V250H175ZM182 251H183V250H182ZM199 251H200V250H199ZM236 251H237V250H236ZM243 251H244V250H243ZM4 252H5V251H4ZM4 252H3V253H4ZM56 252H57V251H56ZM56 252H55L54 254H57ZM59 252H60V251H58V254H60ZM61 252H62L61 255H65V254H63V251H61ZM77 252H76V253L74 252V254L76 255ZM84 252H86V251H84ZM102 252H103V251H102ZM110 252H111V251H110ZM110 252H107L106 254L103 253V254L106 256V258H107V257H110L111 255L113 256V253H114V252H113V253H110ZM128 252H129V251H128ZM201 252H202V251H201ZM237 252H239V251H237ZM237 252H236V253H237ZM241 252H242V251H241ZM29 253H30V252H29ZM32 253H33V252H32ZM66 253H67V251H66ZM69 253H70V252H69ZM71 253H72V252H71ZM79 253H80V252H79ZM79 253H78V254H79ZM82 253H83V252H82ZM88 253H87V254L84 253V256H85V254L88 256ZM117 253H118V252H117ZM126 253H127V252H126ZM126 253H124V254H126ZM129 253H130V252H129ZM129 253H128V254H129ZM194 253H195V252H194ZM242 253H243V252H242ZM245 253H246V252H245ZM245 253H244V254H241V255H240V254L238 255V253H237L236 256H235L233 253H231V254H233V255L235 256V258H236V262H237L238 264H246V263H245V259H244V257H245L247 254L245 255ZM247 253H249V252H247ZM253 253H254V252H253ZM256 253H257V251H256ZM33 254H34V253H33ZM33 254H32V256H33ZM37 254H38V253H37ZM42 254H43V253H42ZM47 254H48V253H47ZM58 254H57V255H58ZM67 254H68V253H67ZM78 254H77V255H78ZM92 254H95V253H93V251H92ZM98 254H99V252H98ZM98 254H97V255H98ZM103 254H102V255H103ZM118 254H119V253H118ZM173 254H174V252H173ZM28 255H29V254H28ZM35 255H36V253H35ZM48 255H49V254H48ZM48 255H47V256H48ZM51 255H52V253H51ZM61 255H58V256L60 257ZM68 255H69V254H68ZM71 255H72V254H71ZM71 255H70V256H71ZM75 255H74V256H75ZM80 255H81V254H80ZM95 255H96V254H95ZM97 255H96V258L98 257ZM99 255H101V254H99ZM130 255L133 256L132 253H131ZM130 255H128V257H130ZM137 255H138V254H137ZM148 255H145V256L148 257ZM170 255H171V254H170ZM212 255H213V254H212ZM243 255H245V256H243ZM15 256H16V255H15ZM29 256H30V255H29ZM49 256H50V255H49ZM55 256H56V255H55ZM70 256H69V258H70ZM84 256H83V257H84ZM89 256H90V253H89ZM89 256H88V257H89ZM105 256H104V258H105ZM115 256H117V255H115ZM115 256H113L112 258H114ZM119 256H120V255H119ZM121 256H122V255H121ZM138 256H139V255H138ZM167 256H168V255H167ZM206 256H207V255H206ZM214 256H215V255H214ZM230 256H231V255H230ZM249 256H252V258H253V255H252V254L249 255ZM254 256H255V255H254ZM260 256H261V255H260ZM260 256H258V258H260ZM262 256H263V255H262ZM17 257H19V256H17ZM30 257H31V256H30ZM30 257H29V258H30ZM33 257H34V256H33ZM38 257H39V256H38ZM40 257H42V256H40ZM45 257H46V256H45ZM50 257H51V256H50ZM50 257H46V258H50ZM61 257H62V256H61ZM61 257H60V258H61ZM63 257H64V256H63ZM65 257H66V255H65ZM65 257H64V258H65ZM72 257H73V256H72ZM72 257H71V258H72ZM88 257H87V258H88ZM101 257H102V256H101ZM231 257H232V256H231ZM231 257H230V258H231ZM255 257H257V255H256ZM19 258H20V257H19ZM42 258H44V255H43ZM42 258H41V259H42ZM46 258H45V259H46ZM56 258H57V257H56ZM64 258H63V260H64ZM74 258H75V257H74ZM77 258H79V257H77ZM112 258H111V260H112ZM116 258H117V257H116ZM125 258H127V257L125 256ZM125 258H124V259H125ZM131 258H132V257H131ZM148 258H149V257H148ZM164 258H166V257H164ZM235 258H234V259H235ZM246 258H247V257H246ZM263 258H264V257H263ZM13 259H14V258H13ZM20 259H21V258H20ZM20 259H19V260H20ZM27 259H28V258H27ZM45 259H44V260H45ZM50 259H51V258H50ZM61 259H62V258H61ZM66 259H67V258H66ZM80 259H81V258H80ZM82 259H83V258H82ZM88 259H89V258H88ZM91 259H92V258L90 257V260H91ZM127 259H128V258H127ZM127 259H126V260H127ZM174 259H176V258H174ZM194 259H195V258H194ZM253 259H255V258H253ZM52 260H53V259H52ZM54 260H56V261H57V264H58L59 260H57V259H54ZM54 260H53V261H54ZM76 260H77V259H76ZM93 260H94V259H93ZM98 260H99V259H98ZM104 260H105V259H104ZM104 260H103V261H104ZM119 260H120V259H119ZM152 260H153V259H152ZM158 260H159V259H157V260L155 261L156 264H158ZM23 261H24V259H23ZM23 261H22V262H23ZM36 261H37V260H36ZM39 261H40V260H39ZM41 261H42V260H41ZM48 261H50V260H48ZM64 261H65V260H64ZM64 261H63V262H64ZM78 261H80V260H78ZM83 261H84V260H83ZM91 261H92V260H91ZM109 261H110V260H109ZM234 261H235V260H233V262H234ZM251 261H252V260H251ZM257 261H259V260H257ZM11 262H12V261H11ZM31 262H32V260H31ZM37 262H38V261H37ZM37 262H36V263H37ZM51 262H52V261H51ZM51 262H50V264H51ZM63 262H61V263H63ZM74 262H75V261H74ZM89 262H90V261H89ZM92 262L95 263L96 261L94 260V261H92ZM100 262H101V261H100ZM106 262H107V260H106ZM115 262H117V261H115ZM126 262H127V261H126ZM166 262H167V261H166ZM178 262H179V261H178ZM255 262H256V261H255ZM13 263H14V262H13ZM32 263H33V262H32ZM41 263H42V262H41ZM46 263H47V261H46ZM82 263H83V262H82ZM87 263H88V262H87ZM90 263H91V262H90ZM98 263H99V262H98ZM104 263H105V262H104ZM108 263H109V262H108ZM118 263H119V262H118ZM123 263H124V262H123ZM123 263H122V264H123ZM131 263H134V262H131ZM143 263H144V262H143ZM148 263H149V261L147 262V264H148ZM150 263H151V262H150ZM150 263H149V264H150ZM152 263H153V262H152ZM3 264H4V263H3ZM11 264H12V263H11ZM18 264H19V263H18ZM33 264H34V263H33ZM44 264H45V263H44ZM47 264H48V263H47ZM59 264H60V263H59ZM80 264H81V262H80ZM83 264H86V259H85V263H83ZM88 264H89V263H88ZM91 264H92V263H91ZM95 264H96V263H95ZM101 264H103V263H101ZM105 264H106V263H105ZM110 264H111V262H110ZM113 264H114V263H113ZM115 264H116V263H115ZM165 264H167V263H165ZM201 264H202V263H201ZM208 264H209V263H208Z\"/></svg>",
    "mask_w": 264,
    "mask_h": 264
}]
</instances>
